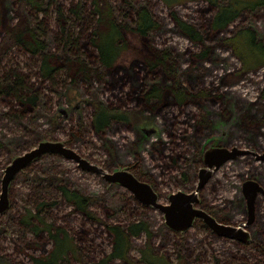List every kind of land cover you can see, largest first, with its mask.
Returning <instances> with one entry per match:
<instances>
[{"label": "rangeland", "instance_id": "374dc122", "mask_svg": "<svg viewBox=\"0 0 264 264\" xmlns=\"http://www.w3.org/2000/svg\"><path fill=\"white\" fill-rule=\"evenodd\" d=\"M0 1L8 19L15 22L17 0ZM72 1L74 0H61L66 4ZM112 1L119 5L123 0ZM138 2L147 5L162 21V28L152 36L156 47L174 54L180 70H192L186 79L188 86L198 85L199 89L208 88L224 95L227 100V115L221 116L222 112L217 111V106L210 103H203L201 106L190 104L184 107L164 105L158 113H153L143 108L140 102L145 80L139 81L137 91H133L127 68L119 69L118 82L107 78L105 82H93L92 85L77 89L64 86L53 89L49 84L44 83L40 91L45 97L42 105L45 111L38 108V111L27 114L22 120L5 118L2 121L0 137L9 146L0 149V178L4 173L3 167L9 165L16 157L39 146L38 143L42 140L45 142L49 139L51 142L63 143L91 165L110 173L136 167L137 172L150 177L153 182L160 183L156 190L159 203L168 204L170 195L182 190L178 186L180 181L186 179L187 184L183 186L184 189H194L193 184L197 186L199 171L204 167L206 151L236 144L235 146L239 148L264 153L247 147V140H251L250 142L264 148V136H259L257 133L248 135L242 130L246 115L255 118L264 117V101L260 96L264 87V68L242 71L240 61L233 55L231 48L224 44L227 37L244 26L257 30L264 42V9L254 13L244 12L236 23L225 31L208 30L206 47H210V52L205 60L198 61L195 55L204 47L191 42L178 30L172 14L177 12L183 19L205 24L214 14V9L209 3L203 0H176L177 4H173L171 8L164 0H138ZM52 16L54 22L53 12ZM2 35L0 34V39ZM142 51L145 53L144 43L135 36L132 39L131 51L123 57L118 66L133 64L138 68L137 71L132 72H139L143 78L145 65L142 58H139ZM2 65L25 72L30 80L40 87L41 79L34 74L37 71L35 58L15 48L5 56ZM96 102L106 108H118L120 113L139 112L140 114L130 115L133 123L115 121L101 133H96L91 124ZM9 109L7 104L0 106L2 111ZM139 110H143L144 113ZM46 111L50 112L51 117H55V121L45 116ZM203 115L209 119V122L203 127V134H199L196 133L195 125ZM207 135H210V138H207ZM191 139L195 140L194 143ZM38 166L43 172L63 171V179L71 188L78 186L77 183L80 184L84 192L93 198L90 208L98 211V219L103 223L126 225L135 219L146 218L152 227V245L156 248V254L168 256L173 264H186V261L189 264H218V262L219 264H264V237L253 233L254 227L251 229L248 244L213 235L202 228L198 221L183 234L173 233L168 230L163 212L142 204L126 188L118 184L110 185L103 177L84 170L72 159L46 155L38 162ZM32 175L30 174L31 177ZM20 176L21 174H17L15 178ZM247 180L264 184V162L257 160L251 154L228 161L213 173L200 194L201 205L203 204L207 208L206 212L215 219H220L221 223L238 226L247 219L242 193V185ZM39 187L37 183L24 182L23 177L15 180L10 188L9 198L13 206L10 211L0 216V223L11 221L10 223L14 224L13 220L16 223L17 216H22L26 208H35L36 199L44 193L43 189L39 191ZM1 191L2 182H0V194ZM54 195L55 192H51V196ZM116 195L123 197V200L116 201L119 198ZM262 195L261 193L257 198L254 220V224L258 223L260 226L264 224V195ZM95 200L97 203L94 204ZM108 203L107 208L111 213L114 212L112 218H107V211L103 208ZM242 204L244 205L241 206ZM141 206H146L148 209L142 210ZM116 210L119 212H115ZM71 212L70 205L53 207L47 214L48 221L62 225L75 234L83 227L89 229L91 232L87 240L77 239L83 246L85 258L89 261L109 253L112 249V238L106 230L107 226L85 221L78 214L70 216ZM17 227L20 229L19 226ZM10 230L4 231L3 226H0V259H3L0 260V264H34L33 257L46 255L53 246L46 234L41 237L29 234L26 239H22L18 230L14 229V234ZM83 237L86 239V235ZM28 241L43 245V249L37 251L28 249ZM146 241L145 234L133 239L132 257L142 259L140 249L145 246ZM181 250L184 259L179 262L174 254ZM79 262L76 255H70L63 264H79ZM114 264L125 263L116 261Z\"/></svg>", "mask_w": 264, "mask_h": 264}, {"label": "trees", "instance_id": "16d2710c", "mask_svg": "<svg viewBox=\"0 0 264 264\" xmlns=\"http://www.w3.org/2000/svg\"><path fill=\"white\" fill-rule=\"evenodd\" d=\"M164 1L171 8L173 4H177L176 0ZM203 1L209 3L214 9V14L205 24L183 19L177 12L172 14L178 30L191 42L204 47L195 55L198 61L205 60L210 52V47H206L208 30L225 31L234 25L244 12L254 13L264 9V0ZM121 3L118 5L112 0H74L70 4L61 2V0H17L15 22H11L0 1V34H3L0 39V106L7 104L10 107L8 111L0 110V126L5 118L22 120L27 114L38 111V108L45 111L42 106L45 97L40 91L44 83L49 84L53 89L63 86L77 89L92 85L93 82H105L107 78L118 82L117 75L120 68L129 70L128 76L131 79L132 90L135 92L139 81L145 80L142 85L143 89H141L140 102L143 108L153 113H158L164 105L184 107L190 104L201 106L203 103H210L217 106V111L222 112L221 116L227 115V100L224 95L217 94L208 88L199 89L198 85L188 86L186 79L192 70H180L174 54L156 47L152 36L162 28L160 17L138 0H123ZM52 12L55 14L54 22ZM135 36L144 43L145 53L142 51L139 54V58H142L145 65L143 78L139 72H132L137 71L138 68L133 64L118 66L123 57L131 51L132 39ZM224 44L231 48L233 55L240 61L242 71H256L264 68V42L257 30L250 26L241 27L227 37ZM15 48L36 59L37 71L34 74L41 79L40 87H37L25 72L2 65L5 56ZM53 89L50 90L53 91ZM260 96L264 101V87ZM139 111L144 113L143 110ZM131 114L140 113H120L118 108H106L96 102L91 124L96 133H101L115 121L133 123L130 119ZM45 116L55 121V117H51L50 112L46 111ZM205 117L203 115L195 125L196 133L203 134V127L209 122V119ZM246 117L242 130L248 135L257 133L259 136H264V117L255 118L249 115ZM207 138H210V135H207ZM191 141L194 143L195 140L191 139ZM250 141L247 140V147L264 152V148ZM4 143L5 141L0 137V149L9 146L8 143ZM69 145L73 144L69 143ZM10 153L11 151L9 155ZM50 155L55 154H47V156ZM44 157L46 155L42 158ZM31 166L33 168L26 167L28 171L23 178L26 183L39 184V191L43 189V195L36 199L35 208H26L22 216H17L16 223L13 220L14 224L9 221L5 224L0 223V226H3L4 231L11 229L13 234L14 229L18 230L22 239H26L29 234L37 237L43 234L48 235L53 246L47 252L44 251L46 255L33 257L34 264H63L70 255H76L80 260L79 264H114L116 261H122L125 264H173L168 256L156 254V248L152 245V227L146 218L135 219L126 225L103 223L98 219V211L90 208L93 198L84 192L80 184L77 183L78 186L71 188L63 179V171H47V173L41 171L42 168H39L38 164ZM5 168L6 166L3 170ZM130 171L141 181L150 184L153 189L158 188L159 182H153L150 177L143 176L136 171V167H130ZM30 174H33L32 177ZM13 185L14 181L10 188ZM184 185H186L184 182L180 184L181 189ZM51 192H55V195L51 196ZM122 198L119 196L116 201H122ZM94 202L97 203L96 200ZM64 205L72 206L70 216L78 214L85 221L107 226L106 230L112 238V249L109 253L89 261L85 258L86 254L79 242L80 239H88L91 232L89 229L83 227L75 234L62 225L48 221L49 211L53 207ZM12 206L11 203L8 211ZM108 206L109 203L103 208L107 211V218H112L114 212L111 213ZM140 208L148 209L146 206ZM198 220L200 219L195 222ZM252 227H254L253 233L264 237V224L260 226L258 223H252L247 228L250 233ZM204 229L212 233L209 228ZM142 234L146 235L147 241L140 249L142 259L138 260L132 257L131 250L133 239ZM42 246L36 242H27V248L34 251L42 250ZM182 250L174 254L179 262L184 259ZM0 260L3 261V259ZM186 264L189 263L186 261Z\"/></svg>", "mask_w": 264, "mask_h": 264}, {"label": "water", "instance_id": "95a60500", "mask_svg": "<svg viewBox=\"0 0 264 264\" xmlns=\"http://www.w3.org/2000/svg\"><path fill=\"white\" fill-rule=\"evenodd\" d=\"M48 153L60 154L66 159H72L78 162L80 167L84 170L102 173L107 181L111 183H119L122 187H125L133 193L134 197L142 204L152 206L163 212L165 214L167 226L174 231L185 232L192 227L196 218H201L217 234V236L233 239L245 244L249 243L251 235L246 231V228L255 220V203L258 193L264 195V187L257 181L247 180L243 186L249 213L248 221L242 222L238 226L223 224L204 210L195 208L194 204L199 202L198 195L201 189L204 188L206 183L211 179L213 173L225 163L231 160H236L239 156L246 154L254 155L257 160L264 162V153H258L239 147H234L231 150L220 147L206 151L204 155L205 166L199 171V180L195 190L190 193L179 190L170 195L168 204H163L159 203L158 195L152 186L139 180L131 172L120 170L115 173H107L104 169L91 165L75 151L67 148L63 143L45 141L41 142L36 148L16 157L4 170L2 191L0 194V214L1 212H5L9 207V186L15 176L21 170L29 166L34 160H38L41 156Z\"/></svg>", "mask_w": 264, "mask_h": 264}, {"label": "bare ground", "instance_id": "6f19581e", "mask_svg": "<svg viewBox=\"0 0 264 264\" xmlns=\"http://www.w3.org/2000/svg\"><path fill=\"white\" fill-rule=\"evenodd\" d=\"M48 141H49V140H48ZM41 142H43V140H42ZM41 142H40V143H41ZM38 145H39V143H38ZM234 147H238V146L233 145L231 148H228V147H221V148H227V149L231 150V149L234 148ZM48 154H51V153H48ZM45 155H47V154H44L43 156H45ZM55 155L62 156V155H60V154H55ZM43 156H41V157L39 158V160H40ZM34 161H36V160H34ZM11 162H12V161H11ZM11 162H10V163H11ZM10 163H9V164H10ZM77 163H78V162H77ZM203 163H204V160H203ZM78 164H79V163H78ZM204 166H205V165H204ZM7 167H8V165L6 166V168H7ZM6 168H5V169H6ZM81 168H82V167H81ZM206 168H207V165H206ZM5 169H4V170H5ZM24 169H25V168H24ZM24 169H23V170H24ZM23 170H21L19 173H21ZM126 170H127L128 172H131L132 174H134L132 171H130L129 168H127ZM89 172H92V171H89ZM106 172H107V171H106ZM115 172H117V171H113V172H111V173H115ZM19 173H18V174H19ZM92 173H95V174L100 175V176L103 177L104 180H105L107 183H109L110 185H115V184H116V185H117V184L120 185L119 183H111V182L107 181V179L105 178V176H104L102 173H99V172H96V171H95V172L93 171ZM107 173H110V172H107ZM3 177H4V173H3V176H2V178H1V180H0V182H2ZM14 179H15V178H14ZM14 179H13V180H14ZM139 180H140V179H139ZM12 182H13V181H12ZM12 182H11V183H12ZM143 182H144V181H143ZM11 183H10V185H11ZM145 183H147V182H145ZM207 183H208V182H207ZM207 183H206V185H207ZM245 183H246V182H245ZM245 183H244V184H245ZM197 184H198V183H197ZM244 184L242 185V187L244 186ZM206 185H205V186H206ZM120 186H121V185H120ZM205 186H204V187H205ZM262 186H263V185H262ZM121 187H122V186H121ZM124 188H125V187H124ZM152 188H153V187H152ZM202 189H203V188H202ZM202 189H201V190H202ZM9 190H10V186H9ZM194 190H195V189H194ZM154 191H155V190H154ZM181 191H182V190H181ZM155 192H156V191H155ZM242 193H243V196H244V199H245V205H246V211H247V219H246V221H248V213H249V212H248V207H247V199H246V196H245V194H244V189H242ZM260 195H261V193H258L257 198H258ZM262 196H263V195H262ZM263 197H264V196H263ZM9 198H10V194H9ZM257 198H256V203H257ZM159 201H160V200H159ZM256 203H255V208H256ZM10 207H11V202H9V207H8L7 210H5V212L8 211V210L10 209ZM3 213H4V212H1V214H3ZM255 213H256V211H255ZM1 214H0V215H1ZM197 219H200V218H196V219L194 220V222H193V224H192V227L194 226V223H195V221H196ZM246 221H244V222H246ZM203 222H204V224H206L205 221H203ZM241 223H242V222H241ZM252 223H253V222H252ZM206 225H207V224H206ZM229 225H230V224H229ZM238 225H240V223H239ZM207 226H208V225H207ZM249 226H250V225H249ZM249 226H248V227H249ZM192 227H191V228H192ZM248 227H247V228H248ZM208 228L211 230V232H212L213 234H216V233H215V232H214L209 226H208ZM247 228H246V231L249 232V231L247 230ZM189 229H190V228H189ZM189 229H188V230H189ZM169 230H171L172 232H175V233H182V234L186 232V231H185V232H177V231H174V230L171 229V228H170ZM188 230H187V231H188ZM249 234L251 235L250 232H249ZM216 235H217V234H216ZM230 240H233V239H230ZM234 241H235V240H234ZM237 242H239V241H237ZM247 244H248V243H247Z\"/></svg>", "mask_w": 264, "mask_h": 264}, {"label": "flooded vegetation", "instance_id": "af4514ba", "mask_svg": "<svg viewBox=\"0 0 264 264\" xmlns=\"http://www.w3.org/2000/svg\"><path fill=\"white\" fill-rule=\"evenodd\" d=\"M222 147H227V146H222ZM228 148H231V147H228ZM10 159H12V157L10 158ZM39 161H41V160H36V161H33L30 165H29V167L28 168H31L32 166V164H38V162ZM37 166V165H36ZM28 168H27V171H28ZM33 168V167H32ZM25 170H26V168L24 169V171L22 172V173H20L21 174V176L20 177H18V178H15L13 181H15V180H19V179H22V177L24 176V174L26 173L25 172ZM24 182H26V180H24ZM182 182H184V184H187L186 183V179H184L183 181H180L179 183H178V186H180V184L182 183ZM209 182V181H208ZM12 184V183H11ZM208 184V183H207ZM261 186L263 185V187H264V184H262V183H259ZM195 187V185L193 184V188ZM154 189H155V191H156V189L157 188H155L154 187ZM204 189V188H203ZM202 189V190H203ZM202 190L200 191V193H199V195H198V198L200 197V194H201V192H202ZM182 191H184V192H191V191H193V189H188V188H183L182 187ZM96 202H94V204H95ZM256 205H257V203H256ZM194 207L195 208H198V209H202V210H205V212L207 211V208L202 204L201 205V203H200V200H199V202L197 203V204H194ZM209 214V213H208ZM218 221H220V219H217ZM202 221H204L203 219H201L200 218V220H198V222H200L201 223V227L202 228H208V226L206 225V224H204ZM221 222V221H220ZM254 223V222H253ZM168 229H170L169 227H168Z\"/></svg>", "mask_w": 264, "mask_h": 264}]
</instances>
